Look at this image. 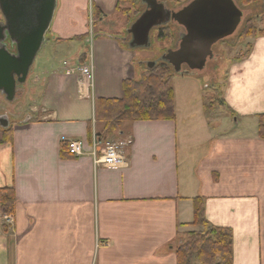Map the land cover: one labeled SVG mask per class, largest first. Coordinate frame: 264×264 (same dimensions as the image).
Returning <instances> with one entry per match:
<instances>
[{
    "label": "crops",
    "instance_id": "1",
    "mask_svg": "<svg viewBox=\"0 0 264 264\" xmlns=\"http://www.w3.org/2000/svg\"><path fill=\"white\" fill-rule=\"evenodd\" d=\"M118 5L55 0L38 55L46 51L22 87L38 106L13 123L0 115L11 128L0 145V189L13 187L17 200L11 225L0 214V264H177L196 197L209 225L231 230L232 264H264V0L263 34L228 65L215 118L220 130L224 115L233 128L210 129L216 106L180 115L174 103V120L125 123L109 137L127 143L125 167L110 171L92 160L103 148H93L103 129L96 103L121 99L145 65ZM65 61L91 65L92 77L67 75ZM69 141L83 155L63 156Z\"/></svg>",
    "mask_w": 264,
    "mask_h": 264
},
{
    "label": "water",
    "instance_id": "2",
    "mask_svg": "<svg viewBox=\"0 0 264 264\" xmlns=\"http://www.w3.org/2000/svg\"><path fill=\"white\" fill-rule=\"evenodd\" d=\"M141 4L145 10L127 29L129 48H148L151 30L177 24L184 33L176 49L148 63L147 69L162 62L181 75L202 71L213 58L212 47L232 36L243 16L233 0H192L177 12L158 0H141ZM54 10L55 0H0L4 20L0 24V94L6 101L13 102L18 86L26 82ZM7 41L15 53L9 51ZM9 126L7 117L0 116V128Z\"/></svg>",
    "mask_w": 264,
    "mask_h": 264
},
{
    "label": "trees",
    "instance_id": "3",
    "mask_svg": "<svg viewBox=\"0 0 264 264\" xmlns=\"http://www.w3.org/2000/svg\"><path fill=\"white\" fill-rule=\"evenodd\" d=\"M169 1L175 2V0ZM136 2L137 0H119L117 12L127 19L128 25L140 15V12L136 15V12L132 11ZM139 4L143 6L141 0ZM96 18L97 15L94 12L93 21ZM250 30L247 36L251 38L263 34L259 28H254L252 32ZM170 37L168 26L158 29L157 41L166 42ZM247 56L246 54L244 57ZM168 69L167 64L160 62L152 69H146L139 79L125 81L121 99L97 101V119L103 123V129L96 137L100 145L108 143L109 137L125 123L175 119L174 89L172 75ZM222 102V99L215 102L212 97L206 108L222 107ZM10 142L11 128H0V145ZM62 155L72 157L68 153L67 144L63 147ZM16 202L13 187L0 189V214L2 216L12 217L15 213ZM192 203L193 221L190 226L200 227L203 230L188 233V239L180 241L175 249L177 264H232L231 230L208 224L204 217L203 200L200 197L193 199Z\"/></svg>",
    "mask_w": 264,
    "mask_h": 264
},
{
    "label": "rangeland",
    "instance_id": "4",
    "mask_svg": "<svg viewBox=\"0 0 264 264\" xmlns=\"http://www.w3.org/2000/svg\"><path fill=\"white\" fill-rule=\"evenodd\" d=\"M161 1L164 2V4L173 12H177L189 4L192 0H175V2H171L169 0ZM233 2L243 14L240 25L232 36L216 43L212 47L213 58L211 60H207L205 68L202 71L181 75L174 73L172 68L169 66L168 70L172 75L174 89V103H176L180 115L184 114L187 109L198 113L201 111L204 104L209 105V101L212 97L215 102H218L219 99H221L223 87L225 85V77L229 67L228 65L232 62L242 60L246 58L244 57L246 54H250L252 38L248 37L247 34L250 29L252 32L254 28H259L261 14L260 6L262 0H233ZM132 11H135L136 15L138 12L141 14L144 11V7L139 4V0H137ZM139 16L140 15H138V17ZM3 22L4 20L0 12V24ZM116 22H118V20H116ZM168 29L171 37L166 42L157 41L156 38L158 30L153 29L150 32V46L148 48L135 50L140 58L145 61V65L143 64L144 72L147 69L148 63L158 61L168 50L176 49L179 36L184 33V29L173 22L169 24ZM48 39L49 35L46 33L43 43H45ZM8 43L9 42L7 41V45ZM8 49H10L9 51L11 53H15V48L11 47L10 44ZM45 51L46 47L43 48L39 55L37 54L32 68L37 66L38 61L41 59ZM183 70H186V67H183ZM137 78L139 79L140 77L138 76ZM31 105L38 106V103H32V101L26 97L23 99L16 98L13 102H8L0 94V115H6L10 123L14 122V117H21L29 112ZM215 109L216 112L214 114L212 112L209 118V122L211 124L210 129L212 131L215 130L218 132H225V129L233 128L234 120H231L228 116L224 115L222 117V129H219L218 124L215 122V118L217 112L222 113L223 110L219 106H216ZM195 116V123L200 124L201 121L198 114ZM190 230L196 233L202 231L203 229L200 227H193ZM188 237L189 236L185 234L182 238L180 237V240H187Z\"/></svg>",
    "mask_w": 264,
    "mask_h": 264
},
{
    "label": "built area",
    "instance_id": "5",
    "mask_svg": "<svg viewBox=\"0 0 264 264\" xmlns=\"http://www.w3.org/2000/svg\"><path fill=\"white\" fill-rule=\"evenodd\" d=\"M63 67L65 68V73L71 75L74 72H78L81 77L90 79L92 77V66L83 65L78 62L77 66L71 67L69 62H63ZM127 143L113 141L103 145L102 150L97 154L95 150L92 152V160L95 166H100L104 169L110 171H118L125 167V158H124V148ZM96 145H100L96 139L93 140V148ZM67 150L69 155L72 157H80L83 155V145L78 141H69L67 143ZM4 221L6 225H11L13 223L11 216H5Z\"/></svg>",
    "mask_w": 264,
    "mask_h": 264
},
{
    "label": "flooded vegetation",
    "instance_id": "6",
    "mask_svg": "<svg viewBox=\"0 0 264 264\" xmlns=\"http://www.w3.org/2000/svg\"><path fill=\"white\" fill-rule=\"evenodd\" d=\"M159 2H162L161 0H158ZM164 4V2H162ZM165 5V4H164ZM144 7V10H145V5L143 6ZM165 8L169 9L166 5H165ZM171 10V9H169ZM172 11V10H171ZM159 28H157L158 30ZM23 85H19L18 88H17V95H16V98H22V91H23Z\"/></svg>",
    "mask_w": 264,
    "mask_h": 264
}]
</instances>
